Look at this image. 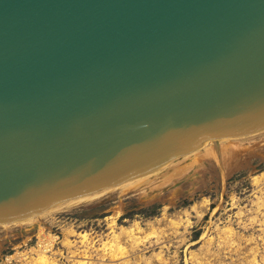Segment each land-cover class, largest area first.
Instances as JSON below:
<instances>
[{
    "label": "water",
    "instance_id": "obj_1",
    "mask_svg": "<svg viewBox=\"0 0 264 264\" xmlns=\"http://www.w3.org/2000/svg\"><path fill=\"white\" fill-rule=\"evenodd\" d=\"M264 129V0H0V224Z\"/></svg>",
    "mask_w": 264,
    "mask_h": 264
},
{
    "label": "rangeland",
    "instance_id": "obj_2",
    "mask_svg": "<svg viewBox=\"0 0 264 264\" xmlns=\"http://www.w3.org/2000/svg\"><path fill=\"white\" fill-rule=\"evenodd\" d=\"M220 143V152L204 144L129 183L0 224V264H35L51 236L45 253L55 264H249L253 252L264 264V129ZM226 227L236 243L223 241ZM116 234L129 251L110 259L101 246Z\"/></svg>",
    "mask_w": 264,
    "mask_h": 264
},
{
    "label": "bare ground",
    "instance_id": "obj_3",
    "mask_svg": "<svg viewBox=\"0 0 264 264\" xmlns=\"http://www.w3.org/2000/svg\"><path fill=\"white\" fill-rule=\"evenodd\" d=\"M254 133V132H253ZM249 134H252V133H249ZM247 135V134H246ZM229 139V138H228ZM223 141V140H222ZM238 143V142H237ZM221 144L222 143H220V142H218V144H215V143H212L211 144V142L210 143H206L203 147H208V146H212V145H214L216 148H217V150H218V152H220V146H221ZM210 147H209V149L207 148L206 150H210ZM212 149H213V146H212ZM196 151H197V149H196ZM193 152V151H192ZM194 152H195V150H194ZM212 152H214V151H212ZM209 154V153H208ZM212 154V153H211ZM218 154V153H217ZM215 155V154H214ZM184 156H186V155H184ZM219 156H220V154H219ZM180 158V157H179ZM178 159V158H177ZM176 160V159H175ZM174 160V161H175ZM169 163H171V162H169ZM166 165V164H165ZM168 165V164H167ZM164 166V165H163ZM162 167V166H161ZM155 171V170H154ZM259 176H264V171H262L260 174H259ZM258 177V176H257ZM256 177V178H257ZM140 178V177H139ZM132 181V180H131ZM130 180H127L126 182H124V183H129V182H131ZM134 181V180H133ZM138 181V180H137ZM136 182V181H135ZM123 183V184H124ZM114 188V187H113ZM99 192H101V191H99ZM96 195L97 194V192L96 193H93V194H91V195H88V196H92V195ZM94 195V196H95ZM81 198H83V197H81ZM77 200V199H76ZM71 202V201H70ZM58 209V208H57ZM45 210V209H44ZM56 210V209H55ZM43 210H41L40 212H42ZM39 212V213H40ZM52 212H53V210H52ZM30 217H32V215L31 216H29V218ZM39 217V216H38ZM33 218V217H32ZM172 221V220H171ZM172 222H175V221H172ZM42 226V225H41ZM140 228V227H139ZM139 228H138V226L137 225H135V226H133V228L131 227L128 231H127V233L129 234V236H130V238H131V240L132 241H134L133 243H135V244H133L132 245V247L134 246V245H138L139 243H138V240H137V234H136V232H138V230H139ZM141 230V229H140ZM160 230V229H159ZM158 229H156V228H153V229H151V231L150 232H153L154 234L156 233H158V231H159ZM224 231H225V233L222 235V239H223V241H226V242H228L230 245L231 244H233L235 241V239H233V230L231 229V227H226L225 229H224ZM80 233V232H79ZM80 236H81V240L84 242H86L87 244L88 243H90L92 240H91V236H89L88 235V233L87 232H82V233H80L79 234ZM117 237H118V235L116 234V235H114L113 236V239L115 240V241H113V242H110L109 240H107V241H104L103 242V244H102V248L103 249H107L106 250V252L108 253V256H109V258L110 259H114V258H117L118 256H119V254L117 253V252H115L114 251V249H116V250H118L119 252H120V255H123V254H127L128 253V251H129V247H127L126 245H123L122 243H120V241L117 239ZM48 239L50 238V237H47ZM250 238H252V237H250ZM47 239V241H46V239L44 240V239H41V242L38 244V246H39V248H38V252L36 253V256L34 257V263L35 264H55V260L54 259H51L45 252H46V250H48L50 247H51V241L53 240V237L51 236V238L48 240ZM140 241H141V239H140ZM138 243V244H137ZM236 243V242H235ZM253 247V246H252ZM255 247V246H254ZM253 247V248H254ZM253 250V249H252ZM257 249L255 248V251H256ZM251 253V252H250ZM25 253H17V256L18 255H22L23 257H25L26 255H24ZM84 255H85V253H84ZM87 256H90L89 254H86ZM124 256V255H123ZM20 257V256H19ZM86 258V257H85ZM144 259V258H143ZM262 259H264V256H263V258ZM260 260H257V258H256V253L255 252H253L252 253V257H251V259L249 260V264H263V263H261V262H259ZM144 262V261H143ZM247 262H248V260H247ZM123 263V262H122ZM138 263V262H137ZM77 264H96L95 262H93L92 260H89V259H79V260H77ZM101 264V263H100ZM207 264H211V261H208L207 262Z\"/></svg>",
    "mask_w": 264,
    "mask_h": 264
}]
</instances>
